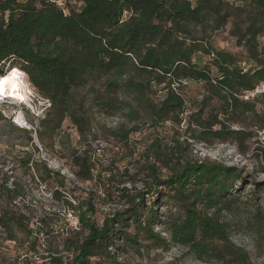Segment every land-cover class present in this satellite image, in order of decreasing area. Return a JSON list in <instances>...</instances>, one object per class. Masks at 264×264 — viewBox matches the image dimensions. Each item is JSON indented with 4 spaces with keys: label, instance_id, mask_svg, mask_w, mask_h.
<instances>
[{
    "label": "trees",
    "instance_id": "1",
    "mask_svg": "<svg viewBox=\"0 0 264 264\" xmlns=\"http://www.w3.org/2000/svg\"><path fill=\"white\" fill-rule=\"evenodd\" d=\"M236 2L241 6L225 0H0V77L7 67H18L51 101L35 128L40 140L54 137L69 120L88 143L72 155L77 180L95 178L89 144L92 136L96 140L94 112L111 118L125 114L109 137L129 157L138 152L131 138L143 125L178 138L170 146L155 137L139 153L145 162L135 173L124 172L131 188L113 182L123 208L101 225L90 198L76 213L74 202L56 187L47 189L53 205L39 208L32 205L35 200L26 203L32 196L24 181L0 171V262L3 249L13 244L24 251L15 264H120L124 252L141 255L173 246L201 264H251L250 254L230 240V226L221 215L243 206L234 194L243 185H236L244 182L242 171L187 156L195 144L220 142H233L242 152L264 131V95L243 98L264 84V0ZM229 24L246 52L247 67L238 54L212 44L213 34ZM198 55L207 61H198ZM188 81L201 83L203 96L187 117L182 88ZM86 89L87 95H79ZM3 108L29 113L0 104V122L18 128ZM186 121L189 139L180 141ZM20 129L32 142L33 131ZM19 163L30 172L34 159L24 153ZM143 173L148 181L138 190ZM46 174L50 178L52 171ZM68 211L78 217L79 230L62 216ZM255 215L254 231L264 241L263 217L259 211Z\"/></svg>",
    "mask_w": 264,
    "mask_h": 264
},
{
    "label": "rangeland",
    "instance_id": "2",
    "mask_svg": "<svg viewBox=\"0 0 264 264\" xmlns=\"http://www.w3.org/2000/svg\"><path fill=\"white\" fill-rule=\"evenodd\" d=\"M25 2L26 0H18ZM195 2L196 0H191ZM235 6H241V3L236 0H225ZM232 24H229L225 29L215 32L211 38L212 44L218 50H225L231 53L238 54L244 61V67L248 64L246 52L243 48L237 46L236 38L231 34ZM262 45L264 43L262 42ZM197 60L207 61L198 55ZM20 69V68H19ZM32 90L35 89L30 86ZM202 85L194 81H188L182 88V94L185 97L188 105L187 117L195 112V101H198L203 96ZM88 90H82L79 95H87ZM264 95V84L260 85L255 92L245 95L253 99L255 96ZM129 100V99H128ZM90 102V98H88ZM262 101V100H261ZM89 102L86 104L89 107ZM17 103V102H16ZM20 105V104H19ZM27 109L30 113L31 106L28 104ZM34 108H39L37 104ZM5 115L11 117L18 114L23 116V119L28 122L33 131V140H28L27 134L24 130L9 124L8 121L0 122V171L9 173L13 178L20 179L26 183L28 192L32 197L26 203L37 205L40 208V203L44 205H53L48 199V190L60 188L65 194L74 202L76 213L80 210V204L85 203L90 198L95 203L96 214L95 221L101 225L107 215L114 210L123 208L119 200V195L114 191L113 182L131 188L127 178L124 176L126 169L131 173H135L136 167L145 162L144 158H139V153L147 150L150 142L159 137L164 139V143L173 145V139H178L173 136L171 131L167 133L156 132L153 133L148 125H143L141 131L134 134L131 138L132 144L138 150L133 157L125 153V149L120 143L109 137V131L117 129L124 123V113H119L116 117H107L93 113L92 132L93 136L89 139L90 142V156L95 164L93 174L94 180L91 182H81L75 177V167L72 163V155L87 149L86 142L83 141L77 129L73 124L66 120L62 129L54 136H46L44 140H40L35 134L34 129L37 128L40 119H36L32 114L24 113L23 111L12 108L2 109ZM92 112V110H90ZM95 111V110H93ZM24 125L22 121H20ZM143 123H148V118H145ZM187 121L180 132V141H187L188 134L184 133L186 130ZM238 126L234 125V129ZM164 134V136H162ZM189 142H192L189 140ZM40 148L42 150H40ZM38 150V152H37ZM264 131L260 132L257 137L248 142L243 151L233 143H216L214 146L207 147L202 144H195L187 156L191 161L220 163L226 166H235L242 171L243 180L237 182V186L243 184L238 195L241 202V207L232 212H222L223 221L230 226V240L236 246L245 249L251 258V264H264V241H261L253 228L256 223V211H259L260 216L263 217L261 221L264 223ZM29 153L34 159L32 163L33 169L29 172L25 170L19 163V158ZM134 159H137L136 166H133ZM150 161L153 159L150 158ZM154 162V161H153ZM51 169V170H50ZM52 171L50 178L46 177L47 171ZM8 174V175H9ZM167 176V172L162 174ZM43 179H46L43 182ZM148 181L146 175L143 173L137 178L136 188L142 190L144 183ZM40 182L44 183L40 185ZM65 183V188H61L60 184ZM125 183V184H124ZM46 184V185H45ZM123 184V185H122ZM257 184L260 187H257ZM45 186L46 189L43 187ZM236 189V188H235ZM31 198L33 199L31 201ZM62 209L64 207L59 206ZM38 208V209H39ZM162 213H166L167 208L160 209ZM76 215V214H75ZM3 257L0 264H15L13 262L17 256L23 255L24 251L20 248L14 247L13 244L2 251ZM120 264H201L186 256L184 250L177 246L171 247L170 250H149L142 251L138 255L135 251H128L121 254L118 259Z\"/></svg>",
    "mask_w": 264,
    "mask_h": 264
},
{
    "label": "built area",
    "instance_id": "3",
    "mask_svg": "<svg viewBox=\"0 0 264 264\" xmlns=\"http://www.w3.org/2000/svg\"><path fill=\"white\" fill-rule=\"evenodd\" d=\"M12 68L13 67H7L5 74L2 77H0V104L7 103V104L15 105V106L20 107V108L25 107L26 109H27V106L29 107L28 104H30L32 112L30 113L29 109H27L29 111V113L32 114L33 117L36 119L44 118L47 111L51 109L52 103L49 99L42 97L36 91H34L30 88L31 84L29 82L28 75L26 74V72L24 70L21 69L25 75L20 78V81L25 82L27 87L30 89L27 91L26 99L21 100V99H18L16 97H13L11 95L5 94V91L2 89V80H3L4 76H7L8 74H10L13 71V70H11ZM246 95H248V94H246ZM246 99H249V97L246 96ZM37 104L40 105V109L34 108ZM19 111L22 112L21 109ZM19 118H20V116L18 114L14 115L12 118L13 123L15 125L19 126L20 128H25V129L31 130V128H30L31 126H28V122L25 121V119H24V123H23L24 125H21L22 123L19 121ZM34 131H35V129H34ZM35 134L37 135L36 132H35ZM40 150H42V149L40 148ZM48 196H50V195H48ZM62 216L65 217L66 221L69 223L70 228H72L74 230H79V220H78V217L73 212H71V211L64 212L62 214Z\"/></svg>",
    "mask_w": 264,
    "mask_h": 264
},
{
    "label": "bare ground",
    "instance_id": "4",
    "mask_svg": "<svg viewBox=\"0 0 264 264\" xmlns=\"http://www.w3.org/2000/svg\"><path fill=\"white\" fill-rule=\"evenodd\" d=\"M10 74L3 77L2 89L6 95H11L21 100H25L27 97V91L30 90L25 82H21L20 78L25 74L18 67H13ZM19 121L24 122L23 117L20 116Z\"/></svg>",
    "mask_w": 264,
    "mask_h": 264
}]
</instances>
